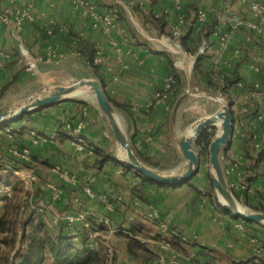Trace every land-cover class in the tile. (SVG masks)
I'll return each mask as SVG.
<instances>
[{
    "label": "crops",
    "instance_id": "1",
    "mask_svg": "<svg viewBox=\"0 0 264 264\" xmlns=\"http://www.w3.org/2000/svg\"><path fill=\"white\" fill-rule=\"evenodd\" d=\"M72 1L14 0L16 6L31 4L34 8L36 21L25 25L22 39L25 49L36 57L38 71L34 75L26 71L11 27L0 25V51L10 56L0 69V108L17 107L24 100L48 95L53 91L48 92L51 88L62 85L61 79L64 78L69 81L97 79L85 58L80 55L83 45L91 44L96 52H102L106 66L116 75L113 81L110 75L101 73L102 89L114 103L112 107L115 115L119 114L131 136L129 143L135 156L151 170L162 175H176L185 172L188 165L179 149V142L187 137V129L182 130L185 129L182 118L191 109L189 107L186 110L185 105L190 102L196 105L197 99L205 97L207 101L201 99L205 104L208 100L220 104L225 102L220 97L221 82H218L217 88H210L206 73L214 81H221L236 71L239 80L244 83V89L229 87L225 90L233 117L236 107L245 102L250 113H256L264 105V97L247 100L251 85L255 82L264 83L248 66L258 51L257 38L245 31L240 32L222 51L219 42L205 29L202 30L205 27L210 31L223 30L218 19L229 10L219 1L183 0L181 8L175 9L173 0H151L143 8L135 5L137 0H87L95 3L99 12H118L120 31L109 37L93 29L88 14L84 10L75 9ZM7 5L8 0H0V7ZM133 7L137 10L136 19L133 18ZM199 9L208 13L209 24L203 26L196 22L195 13ZM234 10H242V7L234 3L230 11ZM181 16L183 23L179 25ZM152 17L161 18L164 27H156ZM49 19L54 21L50 34L44 29ZM176 27L182 32L180 43L184 53L176 52L170 43ZM247 37H250L249 41ZM110 39L120 47V57L126 69L119 65L115 50L109 44ZM199 41L208 42V57L201 61V71H193L194 64L191 65V62L197 51L193 53L192 50ZM237 48L241 50V55L234 57L232 51ZM53 53L57 62L51 58ZM216 57L229 61L231 68L214 66L213 59ZM73 63L82 70V74L75 78L61 68L63 64L71 67ZM172 70L178 83L166 108L155 103L154 95L162 89L164 80L172 76ZM186 89L196 94H183ZM211 92H217L218 96ZM83 102L85 106L76 101H63L30 111L19 121L0 126V169L5 170L0 177L4 178L6 174L14 176L13 169L33 170L37 175V180L28 184L14 176L24 186L23 199L26 201L21 211L26 209L25 204L34 203V207L28 206L29 209L36 208V212L31 213L42 214L47 226L54 231L60 228L62 218L78 210L77 203H80L83 210L92 213L90 231L95 229L96 224H101L103 218L108 217L109 226L106 229L117 230L112 238L115 245H119L118 249L114 248L117 264H158L159 256L169 255L170 251L164 249L162 243L149 241L158 234V222L166 223L184 238L185 244H181L184 251H177L170 246V250L178 254L184 264H240L245 258L264 256V225L247 226L225 211H220L212 205L213 198L209 192L200 196L190 190L191 180L172 187H159L143 182L133 172L124 169V163L112 160V152L118 151V145L108 129V123L104 125L105 117L97 105ZM223 107L221 105L201 120L222 111ZM250 117L247 114L239 122L234 121V127L249 132ZM80 121H83V127L78 141L92 147V154L85 150L78 151L76 142L68 138L64 129V123L75 126ZM6 129L10 130V134L5 133ZM257 131L264 142V122L257 125ZM30 132L38 137L53 138L45 145H32ZM244 142L243 138L234 140L221 154L238 161L242 179L232 174L226 178V183L249 210L254 207L253 203L264 204V193L261 197L254 193L262 188L264 166L248 171L250 163L243 148ZM14 148L27 149L30 160L14 158L10 153ZM139 156L152 165L143 163ZM221 165L226 166L225 163ZM56 166L70 173L74 183H63L55 171ZM208 170L211 175L210 167ZM250 177L253 179L249 180ZM85 183L90 185L97 196L120 195L123 200L114 205L112 212H108L97 199L92 200L86 196L83 191ZM48 184L62 191L60 201H51ZM198 187L205 189L206 184L202 182ZM150 206L158 211V222L146 218ZM131 226L135 231L133 237L127 231ZM121 231L137 241L139 248L131 253L127 249L126 238L119 235ZM165 240L168 242L171 238ZM186 244L207 249V255H199L196 253L197 248ZM181 253L187 258L181 256Z\"/></svg>",
    "mask_w": 264,
    "mask_h": 264
},
{
    "label": "built area",
    "instance_id": "2",
    "mask_svg": "<svg viewBox=\"0 0 264 264\" xmlns=\"http://www.w3.org/2000/svg\"><path fill=\"white\" fill-rule=\"evenodd\" d=\"M151 0H137L135 5L139 8H143L146 4H148ZM214 1V0H213ZM219 1L226 10L229 12L223 13L219 16V23L223 27V30H212L209 32L211 36H213L218 42L222 49V51L226 50L228 47V43L234 39V37L240 32L250 33L251 36L257 38L259 47L256 56L254 59L248 64L250 70L253 74H255L259 79L264 81V0H216ZM183 0H173L174 8L180 9L182 6ZM234 3L238 4L242 7V10H234L230 11V8L234 5ZM72 5L75 9L84 10L91 21V26L93 29L98 30L102 33V35L109 37L112 33L120 31V20L119 15L116 12H99L98 7L95 3H91L87 0H73ZM195 20L200 25H207L210 22V18L208 13L204 9H199L195 13ZM36 21V16L34 12V8L31 4H27L24 6H16L14 4V0H8V5L5 7H0V25L11 27L12 34L17 40V47L19 54L23 59L24 66L26 71L31 74L37 73V59L33 55L29 54V52L25 49L23 45L22 39V31L26 24H33ZM179 25L183 23V17L181 16L178 21ZM54 25V21L49 19L44 24V29L48 34L51 33L52 26ZM182 37V32L178 27H176L171 35L170 43L172 48L179 53H184L182 51L180 39ZM250 40V37H247V41ZM109 44L114 48L115 53L117 55V61L122 69H126L127 66L122 62L120 55L122 51L116 41L110 39ZM209 44L207 41H203L197 48V53L195 59L192 60L191 65L195 63L197 57H203L208 54ZM79 55V53H77ZM232 55L234 57H239L241 55L240 49H235L232 51ZM51 58L57 62V57L53 53ZM10 59V56L0 51V69L3 67L4 63ZM93 64L99 68V71L102 74L110 75L113 81L116 80V75L112 71L110 67H107L105 64L104 56L102 52L97 51L94 54ZM213 65L216 67H220L222 69L231 68V63L229 61H225L221 59V57H216L213 59ZM175 84V79L172 76H168L164 82L162 89L157 91L154 95L155 103L164 105L168 108L169 101L171 96L174 94L173 85ZM235 88L244 89V83L238 80L235 83ZM185 95L196 94V92L192 93L190 89H186L183 91ZM260 97H264V85L261 82H255L251 85L249 94L247 96L248 99H258ZM85 112V109H84ZM249 113L248 104L245 102L241 105H238L234 111V121L239 122L240 119ZM264 122V105L256 112L254 116L249 118V128L250 131H243L242 129L235 128L233 123V133L231 143L234 140L245 139L248 137L250 141V145L253 148L254 157L258 156V152L262 148V140L257 131V125ZM83 127V121H80L75 126H71L69 123H64V129L66 131L67 136L70 139H73L76 143V149L78 151L85 150L88 154L93 153L92 147L83 144L81 141H78V135ZM6 134H10V130H5ZM30 136L32 138V145H45L50 139L53 137H38L35 136L33 132H30ZM10 153L16 159H21L24 161L30 160V153L27 149H11ZM220 163H225L226 166L223 168V174L225 179L231 176L232 174H236L238 179H242V175L239 172V163L234 159H230L227 156L220 154L219 156ZM5 170L0 169V176H2ZM55 171L58 174V178L66 184H73L74 179L73 176L67 171L60 169V167L56 166ZM12 173L15 177L23 180L25 183H32L37 180V175L33 170L24 171L22 169H13ZM50 193H51V201L57 202L61 200L62 191L51 184L47 185ZM261 189L255 191L254 193H264V175L261 176ZM83 191L86 196L92 200L97 199L101 202L108 212H112L114 205L116 203L122 202V196L118 195L115 197H110L107 194L95 195L92 191L90 185L85 183L83 185ZM250 192L253 193L252 189ZM201 196H205V190L200 191ZM9 196V194H6ZM78 204V210L73 212L70 215H66L62 218V221L70 226L75 227L76 230H81L86 233V237L89 240L91 246L95 247L97 243V239L91 233V223L90 218L92 217V213L81 208L80 203ZM146 218L150 221L158 222L159 213L158 211L150 206L149 211L146 213ZM101 224L105 227L109 226V218H103L101 220ZM117 232L116 229L108 228L109 237H112ZM68 236L75 237L74 241H78L76 238V232L72 230ZM178 237L184 240L183 237H180L175 229H172L164 222H158V234L154 235L149 241L151 243H155L159 241L162 243L164 249L170 251L169 255L166 257L159 256L158 264H184L181 260L180 256L176 254L174 251L170 250L169 242H167L166 238ZM103 255L105 259V264H117L115 262V251L111 245H106L103 247Z\"/></svg>",
    "mask_w": 264,
    "mask_h": 264
},
{
    "label": "trees",
    "instance_id": "3",
    "mask_svg": "<svg viewBox=\"0 0 264 264\" xmlns=\"http://www.w3.org/2000/svg\"><path fill=\"white\" fill-rule=\"evenodd\" d=\"M118 13V12H117ZM153 22L155 23L156 27H160L161 29L164 27V21L161 18H155L152 17ZM206 30V33L210 32L209 28H202V30ZM182 43V42H181ZM83 43L81 42V45ZM200 45V41L196 44L195 49L192 50L194 53L197 51L198 46ZM83 50L80 51V55H82L86 62L87 65L94 71L97 80L100 82L101 87H102V81L100 74L101 72L99 71V68L93 64L92 60L94 57V54L96 50L91 44H84L83 45ZM208 56H203V57H197L196 61L193 66V71H201V61L206 59ZM172 77L175 79V84L173 85V89L176 87L178 83V78L174 74V70L171 72ZM206 79L208 82V85L210 88H217L218 82H221L222 88L219 89L221 93L225 92L226 89L229 87H234L235 83L239 80V77L236 73V71L230 76V77H224L221 81H214L209 74H205ZM264 85V83H262ZM108 101L112 106H114V103L107 98ZM78 102V101H76ZM83 106L86 104L84 102H79ZM232 112V111H231ZM249 116H254L256 113H248ZM8 125V124H7ZM6 125V126H7ZM69 138V137H68ZM210 134L208 132V129H205L201 132V134L198 136V138L195 141V147L198 148V150L202 153L205 152L207 146L210 143ZM245 143L248 144L251 148V153H250V165L248 167V171L257 168L258 166H264V142H262V148L258 152V156L255 158L254 153H253V148L250 145V141L247 138H245ZM226 151V150H225ZM224 151V152H225ZM247 153H246V158H247ZM139 159L145 163V164H150L147 161V159L140 157ZM124 169L131 171L126 164H123ZM133 172L137 177H139L143 182H147L149 184H154L159 187H172L176 185H163L156 183L154 181L148 180L135 171ZM253 177H250L249 180H252ZM189 181V180H188ZM14 190H16L14 188ZM209 195L210 192L213 193V188L211 181L209 182ZM258 196H262L261 193H257ZM12 197H4L2 200L11 202ZM255 211H262L264 212V204H258L255 207H251ZM4 209L0 213V241L2 242L3 240L1 239V236L3 234H13L12 230V225L7 219V212ZM224 211L231 216L233 219H236L235 217L232 216V214L229 211ZM90 220V219H89ZM238 220V219H237ZM242 221V220H241ZM245 225L250 226L253 225L254 223L252 222H247V221H242ZM90 223L91 220H90ZM92 225V224H91ZM95 227L97 228L96 230L98 231H105L106 227L103 224H96ZM21 249L19 251H16L14 253V257L11 261H9L7 258H2L0 259V262H4L3 264H105V259L104 255L102 253L101 248L97 244L95 247L91 246L89 240L86 237V233L81 230H76L75 227H70L66 225L63 221H61L60 228L57 231H54L50 229L47 224L44 221V218L42 214H36V213H31L29 217L26 219V221L22 224L21 228ZM74 230L76 232V238L78 241H74L72 236H68V234ZM131 236L133 237L135 234L134 228L131 226L127 230ZM126 231V232H127ZM122 232V231H121ZM15 235V234H14ZM121 237L126 238L127 241V249L132 253L134 252V249L139 248V243L135 241L132 237L130 238L128 235L124 234V231L122 233H119ZM169 245L174 248L177 251H184L181 244H185L183 240L179 239L178 237H171V240H168ZM188 246H192L193 248H197L196 253L199 255L205 256L207 255L208 250L199 247L195 244H186ZM116 257V256H115ZM247 261V262H246ZM1 262V263H2ZM206 264V263H204ZM240 264H264V256L262 255H254L248 258L243 259Z\"/></svg>",
    "mask_w": 264,
    "mask_h": 264
},
{
    "label": "water",
    "instance_id": "4",
    "mask_svg": "<svg viewBox=\"0 0 264 264\" xmlns=\"http://www.w3.org/2000/svg\"><path fill=\"white\" fill-rule=\"evenodd\" d=\"M84 87L88 88L92 93L96 104L107 120L116 144L125 148L127 159L123 161L126 166L131 171H135L142 177L159 184L178 185L190 180L197 173L200 164L198 154L193 149L196 139L203 130L210 127H216V123L221 122V132L216 135L208 147L211 184L216 193L218 203L220 204L219 198L221 197L227 202V206L221 204L220 206L226 211H229L236 219L264 225V212H249L244 209H239L238 202L232 195L231 189L227 185L223 174V168L219 156L231 144L234 123L231 109L227 106L223 107L222 111L206 119L200 120L196 125V131L193 137H185L181 139L179 142V149L182 157L188 162V165L185 172L176 175H162L145 167L137 159L129 143L131 136L126 135L123 131L119 119L115 115L113 107L108 101L101 84L98 81L81 80L68 86H57L48 95L22 101L23 106L18 111L13 110V108H0V126L19 121L30 111L47 108L63 102L71 98V95L79 88Z\"/></svg>",
    "mask_w": 264,
    "mask_h": 264
},
{
    "label": "rangeland",
    "instance_id": "5",
    "mask_svg": "<svg viewBox=\"0 0 264 264\" xmlns=\"http://www.w3.org/2000/svg\"><path fill=\"white\" fill-rule=\"evenodd\" d=\"M113 1L114 0H109V2H113ZM121 1H124V0H121ZM135 9H136L135 7L132 8L134 19L138 18V17H136V16H138V14H136L137 10H135ZM135 22H137V21L135 20ZM61 68L64 71H66L70 77H73V78H75V76H79L82 74V70H81L80 66L77 64H74V63L71 65V67L63 64V67H61ZM61 80H62L61 82H63V83H60V84H62L61 86H68L74 82H78L77 79L76 80L73 79V80L69 81V80H66L64 78V80L63 79H61ZM93 80L98 81L97 79H93ZM53 89L54 88H51L48 92L52 91ZM211 94L218 96L217 92H211ZM220 94H221L220 97L223 98L225 101V102H223V104H220L218 102L215 103L213 101L210 102L209 100H208V103L205 104V101L201 100V99L207 98V97H205V98L197 99L196 105L193 104V102H190V104L185 105L186 110H188V108L191 107V109L189 111H187V113H185V117L182 118V126H184V128H185L182 130L187 129L186 136H187V132H188L189 128L196 126L197 123L199 122V120L208 116L211 112H213L214 110L221 107V105H224L225 107L227 106V107L231 108L230 103H229V99L227 97V93L223 92ZM205 100L207 101V99H205ZM65 101H78V102L85 101V102H90V103L97 105L93 96H89L85 99L78 98V97H71ZM18 106H20V105H18ZM116 114L118 115L117 117L120 120L121 126H122L125 134L128 135V133L125 129V126L122 122L121 117L119 116L118 113H116ZM106 124H107V120H106V118H104V125L106 126ZM108 129L111 132L110 128H108ZM207 129H208V132L210 134V139H211L210 142H211L212 140H214V138L218 134L219 128L217 126V127H210ZM208 147H209V145L207 146L204 153L200 152L198 150V148L195 147V145L193 147V149L198 154L200 164H199V168L197 170V173L190 179L192 181V184H191V186H189V188H190V190H192L193 192H195L196 194H199V195H200L201 188L198 189L199 188L198 186H201L202 182L204 184H206V187H205L206 190L203 188H202V190H205V192L207 194L209 191V182L211 181V177H210L209 170H208V167H209ZM243 148L248 155L247 156L248 162L251 163L250 157H249L250 153H251V148L248 147L245 142L243 143ZM116 152H117V154H116ZM111 158H112V160H116V161L119 160L120 162L124 163V161L120 159L118 151L112 152ZM6 175L7 176H5L4 178H1L2 176L0 177V213L4 209H6L5 211L8 213L7 219L9 220V222L12 225L13 234H3L1 236V239L3 241L2 242L0 241V259L2 260V258H4V259L7 258L9 261H11L14 257V253L16 251H19L22 247L21 246V240H20V236H21V232H22V230H21L22 224L26 221V219L29 217L31 212H33V211L36 212V208L35 209L30 208L29 209L28 206L34 207V205H35L34 203H30L29 205L25 204L26 209L21 211V206L23 205V202L26 201L23 199V197H24L23 196L24 186L19 181H17L15 179V177L12 176L11 174L10 175L6 174ZM193 185H195V188ZM11 186H12V188H11ZM13 187H15V189H16L15 191L12 190ZM231 193L234 196V198L236 199V201L238 202L241 209H244V210L249 211V212H262V211H255L252 208L248 210L247 206L244 205L241 201H239V199H237L236 194L232 191H231ZM6 194H9V196L13 198L10 203L2 200L4 197H7ZM210 196L213 198L212 199V205H214L215 207L220 209V211H224V208L221 207L220 204L218 203V199H217V196H216V193L214 190H213V193L210 192ZM252 205L255 207L258 204L253 203ZM96 229H97L96 227H95V229H92L91 233L95 236V239L98 240L97 243H98V245L102 251H103V247H105L107 244L111 245L113 247V249L114 248L118 249L119 245L118 244L115 245L114 240H112L114 235L112 237H109L108 229H106L105 231H98ZM181 256L187 258V256L183 253H181ZM1 262H0V264L4 263V262H2V263Z\"/></svg>",
    "mask_w": 264,
    "mask_h": 264
},
{
    "label": "bare ground",
    "instance_id": "6",
    "mask_svg": "<svg viewBox=\"0 0 264 264\" xmlns=\"http://www.w3.org/2000/svg\"><path fill=\"white\" fill-rule=\"evenodd\" d=\"M89 96H93V95L90 92V90L88 88H85V87L79 88L75 93H73L71 95V97H78V98H82V99H85ZM22 106H23V103L21 102V105L17 106V107H13V110L18 111ZM217 126L219 128V131H218V134H219L221 132V122H217L216 127ZM195 131H196V126L189 128L188 132H187V137H193L195 135ZM117 148H118V154H119L120 159L126 160L127 159V152H126L125 148L121 147L120 145H118ZM219 202L221 205L227 206V202L224 199H222L221 197L219 198ZM238 207H239V209H241L239 204H238Z\"/></svg>",
    "mask_w": 264,
    "mask_h": 264
}]
</instances>
